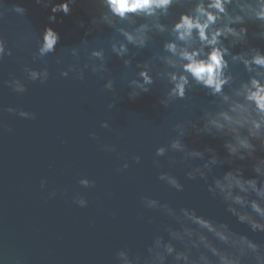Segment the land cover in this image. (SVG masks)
I'll return each mask as SVG.
<instances>
[{
  "label": "water",
  "instance_id": "1",
  "mask_svg": "<svg viewBox=\"0 0 264 264\" xmlns=\"http://www.w3.org/2000/svg\"><path fill=\"white\" fill-rule=\"evenodd\" d=\"M13 4L25 8L24 16L11 11ZM50 7L35 0H0V10H4L0 37L13 52L0 61V121L10 129L0 128V264H116L114 254L119 249L126 248L131 255L144 253L153 236L172 221L158 210L144 208L141 197L154 198L174 208H195L198 214L225 222L233 231L264 244V233L252 232L227 213L219 198L213 199L207 192L204 181H190L185 176L186 167L177 164L169 168L166 157H155L156 148L166 146L175 136L172 126L197 121L201 110L211 106L214 98L197 86L188 93L189 99L163 107L158 101L166 86L157 80L150 92L128 99L127 80L121 79L122 73L127 72L128 79L134 78L136 64L159 51L167 35L155 36L138 52L130 46V55H136L131 69H124L122 60L108 47L113 29L106 25L96 28L91 23L99 15L97 5L91 0H77L70 5L68 15L56 13L55 22L48 20L52 15ZM183 10L170 11L175 16ZM45 26L60 37L56 52L46 57V65L32 61L39 33ZM82 40H88V44L81 45ZM17 41L21 43L19 48L14 47ZM251 43L264 49L259 41ZM74 46L81 48V67L88 51L104 48L108 71L103 78L89 70H85L82 81L73 79L72 73L68 77L59 75L61 68L74 62L69 51ZM240 50L239 46L233 49ZM57 57L62 58L61 64L56 63ZM22 64L46 66L48 81L40 84L25 80V93L12 92L3 81L9 73L23 78ZM232 70L247 79L242 66H233ZM107 78L113 79L114 91L103 89ZM110 103L114 104L111 109ZM8 107L34 112L36 118L25 119L2 111ZM102 122L110 127L102 128ZM91 132L99 139H92ZM188 132L183 142L189 149L213 148L218 156L226 155L222 139L196 136L191 129ZM102 144L116 145V152L102 151ZM175 155L179 158L180 154ZM133 156L140 157L138 164ZM154 158L160 161V168L153 165ZM125 160L127 169L122 168ZM192 163L195 166L202 161ZM250 163L236 162L244 165L246 177L253 175ZM229 167H216L213 175L222 176ZM117 168L122 170L117 172ZM161 171L175 175L184 190L177 192L158 180ZM81 178L95 181V187H82L78 183ZM41 179L46 180L44 189L40 187ZM51 191L56 196L50 198ZM76 193L89 201L87 207L72 202ZM149 219L152 223L147 222Z\"/></svg>",
  "mask_w": 264,
  "mask_h": 264
},
{
  "label": "clouds",
  "instance_id": "2",
  "mask_svg": "<svg viewBox=\"0 0 264 264\" xmlns=\"http://www.w3.org/2000/svg\"><path fill=\"white\" fill-rule=\"evenodd\" d=\"M76 2L35 0L37 4L51 6L50 22L56 21V13L68 15L70 5ZM91 2L99 8L98 17L94 16L91 23L96 28L106 25L113 29L114 34L107 41L108 47L111 54L122 60L124 69H131L136 55H130V46L138 52L145 49L155 36L166 34L168 37L149 60L136 64L134 78L128 79L127 72L122 73L121 79L127 80L129 100L150 92L157 80L166 86L158 101L163 107L176 100L189 99L188 93L197 86L214 98L211 106L201 110L197 121L175 123L172 126L175 136L166 146L156 148L155 157H166L169 168L177 164L186 167V178L204 181L207 192L213 199L219 198L227 213L252 232L264 233V155H261L264 153V49L251 43L259 41L264 44V0ZM174 8L184 10L172 16L170 10ZM11 11L20 16L26 12L19 4H13ZM3 17L4 10H0V19ZM165 20L168 22L165 23ZM80 26H83L82 21ZM59 38L58 32L45 26L39 33L32 61L46 65V57L56 52ZM87 44L88 40L81 41V45ZM20 46L19 41L15 42L14 47ZM237 46L241 50L234 52ZM69 51L74 62L59 70L61 77H68L72 73L73 79L82 81L85 70L102 78L107 73L104 48L88 51L82 67L79 64L81 48L74 46ZM12 55V48L0 37V61ZM56 63L61 64L62 58L57 57ZM233 66H242L247 79L234 73ZM21 71L23 78L9 73L3 81L8 89L17 94L27 91L25 80L45 84L50 76L46 66L34 68L22 64ZM103 89L114 91L113 79L107 78ZM113 107L112 103L108 105L110 109ZM2 111L25 119L36 118L34 112L17 108L8 107ZM100 126L105 129L110 127L107 122H102ZM0 128L7 129V125L0 121ZM189 129L196 136L205 134L222 139L226 155L218 156L213 148L203 151L189 149L183 142ZM89 135L94 140L99 139L95 132ZM100 147L107 153L116 152L114 144H102ZM177 153L180 154L179 158L175 155ZM156 158L153 165L160 168V161ZM132 159L137 164L140 162L139 156ZM194 160L202 163L194 166ZM237 161L251 162L253 175L246 177L244 165L236 164ZM225 164L230 167L222 176L213 175L214 168ZM128 167L125 160L122 168ZM121 170L116 169L117 172ZM209 177L211 183H208ZM157 178L177 192L184 190V185L170 171H161ZM78 183L84 188L95 187V181L87 178L79 179ZM40 187H46V180L41 179ZM56 194L51 191L48 196L51 198ZM72 202L81 208L89 204L79 193L73 196ZM141 205L158 210L172 223L165 224L161 233L153 236L144 253L131 255L126 248L117 250L114 254L116 264H264V244L233 231L225 222L198 214L195 208H174L154 198L141 197ZM147 222L152 223L151 219Z\"/></svg>",
  "mask_w": 264,
  "mask_h": 264
}]
</instances>
